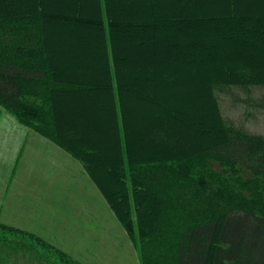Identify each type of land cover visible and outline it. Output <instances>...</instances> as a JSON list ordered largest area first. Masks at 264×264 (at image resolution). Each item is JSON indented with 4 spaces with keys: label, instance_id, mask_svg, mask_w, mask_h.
<instances>
[{
    "label": "trees",
    "instance_id": "obj_1",
    "mask_svg": "<svg viewBox=\"0 0 264 264\" xmlns=\"http://www.w3.org/2000/svg\"><path fill=\"white\" fill-rule=\"evenodd\" d=\"M45 1L51 7L56 0ZM28 2L11 9L0 0V106L80 162L129 238L137 235L144 264H264V204L256 195H243L260 183L264 187V135L228 122L219 104L220 96L235 102L234 93L243 92L264 111V101L252 97L254 89H264V78L244 68L264 64V24H257L248 41L220 46L194 38L196 26L166 28L158 20L127 16L119 6L115 17L110 0H92L93 16L54 12L42 8V0ZM233 4L228 0V13ZM146 6L151 15L159 8ZM195 57L202 63L227 60L220 66L223 77L205 86L212 112L206 126H200L203 115L182 102L179 76L170 69ZM73 59L76 65L102 61L100 86L107 103L99 118L111 123V150L99 159L62 142L69 138L73 145L70 138L83 135L61 131L59 121L70 125L66 112L75 108L88 116L96 103L92 84L85 81L93 73L68 65ZM232 65L244 68L246 76ZM143 70L148 73L141 75ZM143 104L165 117L137 110ZM138 120L163 135L180 130L179 138L149 139L137 130ZM187 130L191 135L182 136ZM95 163L115 175L116 190L108 186L112 196L92 172Z\"/></svg>",
    "mask_w": 264,
    "mask_h": 264
},
{
    "label": "rangeland",
    "instance_id": "obj_2",
    "mask_svg": "<svg viewBox=\"0 0 264 264\" xmlns=\"http://www.w3.org/2000/svg\"><path fill=\"white\" fill-rule=\"evenodd\" d=\"M7 1L11 9L29 4L28 0ZM64 1L56 0L51 7L45 0L41 4L42 8L62 14L80 12V15H94L92 0ZM150 2L154 11L155 5L159 6L152 15L145 8ZM110 3L115 17L114 8L119 6L127 16L158 20L159 25L166 28L196 26L193 37L204 44L224 46L236 39L248 41L250 34H257V24H264V0H234L232 13L227 11L228 0H110ZM184 3H187L188 9L182 10L180 7ZM225 50L229 54V50ZM189 60L193 61L186 65H174L170 68L171 72L179 76L180 81L177 82L181 84L182 102L186 105L190 103V108L198 110L196 114L203 115L200 126L211 125L212 112L205 86L223 77L225 71L220 66L227 60L222 57L207 63H202L198 57ZM73 61L67 60V64L76 66L75 69H81L86 74L93 73V79L85 81L92 84V102H96L92 103V108L96 114L91 112L86 116L75 108L69 109L65 115L69 117L70 125L64 127L59 121L61 131L68 135L76 130L83 132V135L70 138L73 145L67 136H64L67 141L62 142L77 153L92 152L99 159L105 154L104 151L111 150L108 138L111 123L106 121V117L99 118L100 111H103L101 108L107 103V93L100 86L104 71L102 61L90 60L78 65ZM249 65L244 67L248 74L264 78L263 63ZM232 67V71L246 76L244 68ZM144 73L148 71L143 70L141 75ZM262 96L264 89L252 91L254 99L264 101ZM234 97L235 102L231 100L233 97L220 96L223 117L234 126L246 127L251 133L264 135V111L254 107V100L248 99L243 92H235ZM138 107L137 110L142 112L149 109L154 118L155 113L161 119L165 117L158 109L148 108L144 104ZM138 122L137 130L147 132L149 139L171 142L179 138L180 130L163 135L156 128H143L142 120ZM188 134L191 135L188 130L181 133L182 136ZM200 136L202 138L203 135ZM87 156L90 157L89 154ZM92 170L101 186L112 196L109 187H116L115 175L108 176L105 168L98 164ZM241 178L245 181L247 176L242 173ZM261 185L243 195L248 199L256 195L257 200L264 204V187ZM0 264H144L137 235L133 240L129 238L80 162L25 127L15 112L1 106Z\"/></svg>",
    "mask_w": 264,
    "mask_h": 264
},
{
    "label": "bare ground",
    "instance_id": "obj_3",
    "mask_svg": "<svg viewBox=\"0 0 264 264\" xmlns=\"http://www.w3.org/2000/svg\"><path fill=\"white\" fill-rule=\"evenodd\" d=\"M37 1H39V0H37ZM30 9H31V7H30ZM47 12V11H46ZM238 68V67H237ZM232 70V69H231ZM203 107V106H202Z\"/></svg>",
    "mask_w": 264,
    "mask_h": 264
},
{
    "label": "crops",
    "instance_id": "obj_4",
    "mask_svg": "<svg viewBox=\"0 0 264 264\" xmlns=\"http://www.w3.org/2000/svg\"><path fill=\"white\" fill-rule=\"evenodd\" d=\"M32 131V130H31ZM35 133V132H34ZM45 139V138H44ZM47 140V139H46ZM50 142V141H49Z\"/></svg>",
    "mask_w": 264,
    "mask_h": 264
}]
</instances>
